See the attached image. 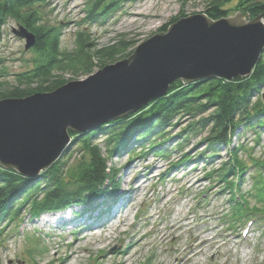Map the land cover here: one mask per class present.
Listing matches in <instances>:
<instances>
[{
	"label": "rangeland",
	"instance_id": "1",
	"mask_svg": "<svg viewBox=\"0 0 264 264\" xmlns=\"http://www.w3.org/2000/svg\"><path fill=\"white\" fill-rule=\"evenodd\" d=\"M91 1L50 0L52 13H49L50 10L46 13L53 25L62 26V53L79 55L77 34L88 31L91 42L95 44L93 49L124 43L125 46L135 44L134 49L129 48L134 52L155 34L164 32L162 29L173 21L204 13L209 6L205 0H117L121 2L117 12L105 21L92 25L87 22L83 26ZM240 8L238 0L224 6L229 18L240 14L247 21L253 20L252 12ZM14 29L18 28L12 21L1 29L0 69L4 67L9 73L2 78V81L9 82L8 87L15 86L14 75L30 70L31 65L27 63L33 59V55L29 54L32 49H25V39L13 34ZM118 62L102 66L95 60V69L90 76L67 71L55 73L50 84L64 87L83 82ZM35 87L32 86V89ZM163 98L150 102L142 109ZM259 100L264 101V83L252 95L251 103ZM176 117L180 118H174L168 129L169 136L174 137L167 143L168 157L147 154L146 147L150 142L146 141L132 145L109 160L108 165L115 170L116 180L108 188L111 190L119 185L116 200L109 202L112 204L109 217L93 223L92 218L99 217L95 211L85 221L82 211L86 209L80 206H72L55 217L42 214L40 219H33L22 211L13 221L6 219L0 223V264H264V213L257 218H245L231 229L229 224L232 220L229 221L227 216L231 211L233 189L225 187L222 178L213 177L215 172L219 174L225 165H229L232 152L239 145L252 153L247 156V153L241 152V160L247 161L250 156L264 160V128L240 129L232 139V147L228 149L220 143L213 146L219 154L209 160L213 155L212 149L207 147L212 137V124L201 126L197 123L193 126L194 120L185 116ZM125 118L91 128L79 136L99 130L93 142L102 145L106 137L102 128ZM191 126L194 128L189 129ZM75 138L77 136L70 135L68 151L59 159L67 161L61 173L62 180L70 187L80 180L81 169L86 168L84 153L73 143ZM179 141L183 142L181 149L177 146ZM182 153L193 156L192 161L179 165ZM46 172L35 178H25L24 186H12L9 192L11 202L22 200L33 187L40 185L41 176ZM253 176L254 169L246 172L245 180L233 177L230 181L238 184L240 198L246 196L252 206L262 208L249 195ZM136 182H146L147 188L134 199ZM4 185L8 186V183L0 177V186ZM78 190L82 192L84 189Z\"/></svg>",
	"mask_w": 264,
	"mask_h": 264
},
{
	"label": "trees",
	"instance_id": "2",
	"mask_svg": "<svg viewBox=\"0 0 264 264\" xmlns=\"http://www.w3.org/2000/svg\"><path fill=\"white\" fill-rule=\"evenodd\" d=\"M205 1L209 2V6L204 13L212 20L229 18L224 6L233 0ZM238 1L241 10L243 8L252 12L254 17L264 15V0ZM109 2L92 0L88 4V16L83 26L87 22L92 25L105 21L120 9L121 2L117 0ZM50 6V0H0V40L2 27L10 21L14 22L18 29L23 28L36 38V45L29 53L33 55V59L27 63L31 65V68L29 71L14 75V87H8L9 82L2 81V78L7 77L9 73L4 67L0 69V100L24 99L35 94L53 93L62 87H53L50 84L55 73L67 71L74 75L80 73L83 76H90L95 69V60L103 66L118 62L132 54L131 50L135 48V44L125 46L124 43H119L103 49H97V47L93 49L95 44L90 40L89 31L77 34L79 55L62 53L60 51L62 26H56L50 22L49 14L46 13V10H50ZM49 13L52 11L50 10ZM171 24L162 31H166ZM263 83L264 54L249 78H238L232 82L220 79L204 80L189 86L182 85L181 81L172 84L167 97L150 104L144 110L130 114L124 120L112 123L113 126L111 123L109 126H104L101 131L105 132L106 137L102 145L93 142L99 130L83 136L70 132L71 136H77L73 143H76L84 153L83 162L86 163V168L79 172L80 180L74 182V187L68 186L66 181L62 180L61 171L67 164V161L62 159L41 176L40 185L31 187L35 193L31 191L32 193L29 192L31 195L28 193L22 200L11 202L9 195L11 187L24 186L25 178L14 171L0 167V177L5 178L8 183V186H0V223L6 219L13 221L22 211H26L33 219H40L42 214H59L66 212L72 206L86 209L82 211L86 217L85 221L88 216L92 217L95 211L99 213V217L92 218L93 223L103 221L109 217L110 208H112L109 202L115 201L119 193L118 184L111 190L108 188L116 180L115 170L108 165L112 157L122 154L134 144L146 141L150 142L146 147L147 154L161 158L168 157L170 153L167 150V143L174 140V137L169 136L170 130H168L171 127V121L174 118H180L176 116H185L186 119L194 120L193 126L197 123L201 126L207 123L212 124V137L208 140L207 147L213 152L209 160L214 159L218 157L219 152L213 146L220 143L228 149L231 148L232 139L240 129L264 128V101L251 103L252 95L261 88ZM32 86L37 88L32 89ZM208 112L211 113L205 117ZM193 126L189 129H193ZM135 136L136 138L133 139ZM257 138L259 142V134ZM182 145L183 142L179 141L178 149H181ZM233 151V158L229 161V165H225L219 174L215 172L213 176L222 178L221 181L226 184L225 187L233 189L231 211L227 216L229 221L232 220L229 224L231 229L245 218H257L264 213V160H256L252 156L248 157L249 161L241 160L239 157L241 152L244 151L247 156L251 153V150L241 145ZM179 159L178 164H185L192 161L193 156L182 153ZM173 164L176 165L175 162ZM252 169H254V176L249 195L254 201L256 199L262 208L252 206L246 196L240 198L237 194L238 184L230 181L233 177L245 180L246 172ZM78 189H84L83 193ZM40 193L42 195L37 196ZM101 200L103 201L100 202Z\"/></svg>",
	"mask_w": 264,
	"mask_h": 264
},
{
	"label": "water",
	"instance_id": "3",
	"mask_svg": "<svg viewBox=\"0 0 264 264\" xmlns=\"http://www.w3.org/2000/svg\"><path fill=\"white\" fill-rule=\"evenodd\" d=\"M26 50L36 38L23 28ZM264 54V15L212 20L201 13L171 24L129 58L50 94L0 101V167L24 178L48 171L82 134L137 113L172 84L249 78Z\"/></svg>",
	"mask_w": 264,
	"mask_h": 264
},
{
	"label": "bare ground",
	"instance_id": "4",
	"mask_svg": "<svg viewBox=\"0 0 264 264\" xmlns=\"http://www.w3.org/2000/svg\"><path fill=\"white\" fill-rule=\"evenodd\" d=\"M180 21V20H179ZM133 182H135L132 179ZM147 188L146 182H136V189H135V196L134 199H136V196L139 195V193L143 192L145 189ZM22 195V194H21ZM50 215V214H49ZM52 217H55L56 215H58L57 213H53L51 214Z\"/></svg>",
	"mask_w": 264,
	"mask_h": 264
}]
</instances>
